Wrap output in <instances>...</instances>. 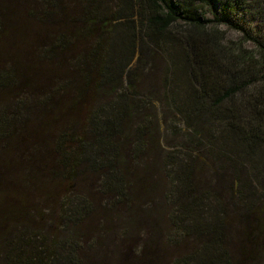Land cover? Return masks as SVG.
<instances>
[{"label":"trees","instance_id":"16d2710c","mask_svg":"<svg viewBox=\"0 0 264 264\" xmlns=\"http://www.w3.org/2000/svg\"><path fill=\"white\" fill-rule=\"evenodd\" d=\"M242 13L264 0H0V264H264Z\"/></svg>","mask_w":264,"mask_h":264},{"label":"rangeland","instance_id":"374dc122","mask_svg":"<svg viewBox=\"0 0 264 264\" xmlns=\"http://www.w3.org/2000/svg\"><path fill=\"white\" fill-rule=\"evenodd\" d=\"M241 17L244 20H247V22H249L253 26V28L259 29V30L261 29L262 31L264 30V23L262 24L259 20L255 19V18H250L246 13H242L241 14ZM231 34H234V33L231 32ZM118 245H119L118 248L116 247L117 248L116 253L119 254V251L118 250H120V248H121L122 245L121 244H118ZM120 262H122L121 259H120Z\"/></svg>","mask_w":264,"mask_h":264}]
</instances>
